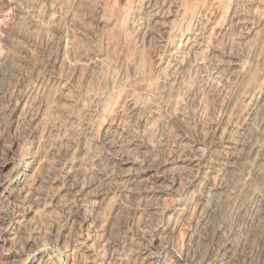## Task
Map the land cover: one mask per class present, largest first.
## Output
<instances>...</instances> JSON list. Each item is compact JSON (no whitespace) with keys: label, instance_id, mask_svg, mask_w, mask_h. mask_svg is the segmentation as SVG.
Masks as SVG:
<instances>
[{"label":"rangeland","instance_id":"rangeland-1","mask_svg":"<svg viewBox=\"0 0 264 264\" xmlns=\"http://www.w3.org/2000/svg\"><path fill=\"white\" fill-rule=\"evenodd\" d=\"M91 2L0 0V264H181L185 258L194 264L203 258L208 264L224 259L225 264H256V259L264 264L260 239L245 261L238 253L233 259L223 256L224 241L238 243L257 208L264 214V178L255 152L264 144V74L243 88L250 73L239 71L237 55L253 17L257 29H264L259 19L264 4L190 0L203 6L173 32L174 16L164 13L170 8L175 13L181 0H127V14L116 21L123 19L125 31L134 33L125 42L110 40V34L120 33H113L112 22L101 21L99 12L88 14ZM210 34L209 60L213 66L225 61L218 74L237 84L234 100L239 103L231 121L226 115L213 122L211 111L207 118L202 115L204 65H197V90L189 93L179 112L170 105L181 94L180 84L167 81L157 91L159 114L155 104L144 107L130 101L103 133L90 127L74 107H58L45 135L43 122L34 124L31 113L22 110L23 89L29 81L39 83L41 72L71 77L74 89L77 76L80 81L95 79L103 68L99 59L112 57L118 44L134 53L129 65L133 75L141 56L156 61L152 68L159 74L164 64H175L185 54L194 58ZM262 51L264 31L253 49L254 61ZM85 61L97 62L86 68ZM204 91L214 98L209 88ZM60 103L67 98L58 99ZM245 108L246 119L239 116ZM258 109L260 118L255 119ZM172 199L176 203L163 226L134 243L133 237L141 240L139 228L155 224ZM141 213L145 218L139 224ZM262 233L263 238L264 228Z\"/></svg>","mask_w":264,"mask_h":264},{"label":"clouds","instance_id":"clouds-1","mask_svg":"<svg viewBox=\"0 0 264 264\" xmlns=\"http://www.w3.org/2000/svg\"><path fill=\"white\" fill-rule=\"evenodd\" d=\"M261 4H264V0H260ZM198 3H193L188 0H181L178 7L173 13L172 9H168L164 15L174 16L172 21V31L184 22V20L191 14H194L198 7H202ZM90 12H99L101 21L112 22V32H119L120 36L117 37L114 34H110V40L116 41L123 39L127 42L131 35H134L131 29L125 31L124 20L117 21V17L126 15L129 9L127 0H124L123 4L121 0H92L88 5ZM264 9V8H262ZM223 19V15H221ZM261 21H264V16L259 17ZM252 24V28L249 29L247 39L243 45H240L241 51L237 54L239 60V71L249 72V78L242 85L247 89L251 86L256 76L264 74V51L261 52L255 59L252 58L253 49L259 42L261 31L264 29H257L256 19L253 17L249 21ZM133 28L135 25L132 26ZM256 29L255 31H253ZM171 32L169 33V41L171 43ZM211 34L205 37L202 44L203 50L196 52L194 58L185 54L175 64H164L163 68L159 70V74L153 71L152 65L156 63L153 60H145L141 56L139 61V67L135 70L129 68L134 58V53L130 48H120L119 45L112 49V57H101L99 63L103 65L101 71L97 72L95 79H89L86 81H79L77 86L73 89V80L71 77L65 79L63 76L56 78L55 74L45 75L41 72L38 76L39 83L29 81L28 85L23 89L25 96L24 108L22 110H28L32 117L33 123L36 125L43 122L45 129V135H47L46 129L48 128L49 120L53 109L60 108L64 111H69L73 107L77 110V113L88 123L90 127L103 133L107 130L111 120L118 113L125 104L130 101H135L136 105L146 107L148 104H155L157 114H159L160 103L157 96L159 86L167 81H171L173 86L178 82L181 87V94L177 98V101L170 105V107L177 112L182 105L187 104V97L189 93L197 90L199 71L197 65H204V75L207 79L203 85L199 88V103L202 106V115L207 118L209 112L213 113V122L219 121L221 118L227 115L229 121L236 115V107L239 103L236 97L237 84L236 81L220 76L218 74V68L225 63L223 60L216 61L215 66L208 58V53L211 48ZM49 39V38H48ZM25 47H27L25 45ZM167 47V44L165 45ZM4 45L0 44V54L3 53ZM7 51H11L8 49ZM33 55L35 50L30 49ZM97 61H85L84 66L90 68L93 63ZM237 75L236 72L232 73ZM143 89V92L140 89ZM209 88L213 99H209V94L205 93L204 89ZM16 94L15 86L12 88L11 95ZM61 97L67 98V103L57 104V100ZM231 103L230 110L226 111L227 106ZM264 102V100H262ZM251 103V101H250ZM247 112V108L239 113V116H244ZM184 115H189L186 111ZM238 118V117H237ZM255 119L260 118L259 109L257 110ZM176 203L175 199L168 200L165 203L163 209L159 213V219L155 224H150L148 227H140L141 240H136L133 237L134 243H142L144 236L151 230H159L163 226L165 215H171V206ZM147 210L145 209L144 212ZM195 213H192L194 217ZM144 214L141 213L137 220L139 224L144 221ZM150 219V218H149ZM152 242L149 241V244ZM92 247V246H90ZM86 260L90 258L85 257ZM147 260V257L145 258Z\"/></svg>","mask_w":264,"mask_h":264},{"label":"bare ground","instance_id":"bare-ground-1","mask_svg":"<svg viewBox=\"0 0 264 264\" xmlns=\"http://www.w3.org/2000/svg\"><path fill=\"white\" fill-rule=\"evenodd\" d=\"M252 102V101H251ZM255 140V139H254ZM232 141V140H231ZM262 142H264V141H262ZM261 142V143H262ZM259 143V142H258ZM254 144V143H253ZM262 145V144H261ZM260 145V147H255V152H256V154H257V157H258V159H259V162L260 163H258V168H259V164H260V168H259V171H260V173H262L263 174V178H264V144L261 146ZM230 146V145H229ZM249 146V145H248ZM252 147L254 146V145H251ZM254 152V151H253ZM251 153V152H250ZM253 154H255V153H253ZM248 159V158H247ZM231 167H235L234 165L233 166H231ZM232 169H234V168H232ZM240 169V168H239ZM256 169V168H255ZM236 172V171H235ZM258 173V172H257ZM261 174V175H262ZM258 175H259V173H258ZM252 176V175H251ZM238 177V176H237ZM216 179V178H215ZM235 179V178H234ZM248 180V179H247ZM264 181V180H263ZM248 182V181H247ZM239 183H240V181H239ZM243 183V182H242ZM263 183V182H262ZM235 185H236V183H235ZM244 185H247V183H245ZM248 186H250V184L248 183ZM251 187V186H250ZM239 188V187H238ZM241 188H242V186H241ZM248 188V187H247ZM240 189V188H239ZM239 189H235V190H238L239 191ZM246 189V188H245ZM246 191V190H245ZM263 192V191H262ZM234 193V192H233ZM250 193V192H249ZM242 194V193H241ZM251 194V193H250ZM246 195V194H245ZM236 197V196H235ZM261 197V196H260ZM259 197V198H260ZM237 198V197H236ZM246 198V197H245ZM258 198V199H259ZM229 199V198H228ZM235 199V198H234ZM248 200V198L246 199V201ZM246 201H244V203L246 202ZM256 201V200H255ZM255 201H253L254 203H255ZM261 201V200H260ZM221 202V201H220ZM250 203H251V201H249ZM248 202V203H249ZM253 202H252V205H253ZM243 203V204H244ZM248 203H246V205L245 206H247V204ZM249 203V204H250ZM217 204V203H216ZM256 204V203H255ZM220 205H221V203H220ZM242 205V204H241ZM258 205V204H257ZM259 205H261V204H259ZM244 206V207H245ZM249 206V205H248ZM247 206V207H248ZM214 207V206H213ZM217 207H219V205H217ZM242 207V206H241ZM254 207V206H253ZM264 207V206H263ZM227 208H229V207H227ZM231 208V207H230ZM234 209H236L235 207H234ZM239 209V208H238ZM248 209V208H247ZM249 209H251V207H249ZM248 209V210H249ZM258 210H256L255 211V213H253V215L251 216L252 217V222H251V218H250V216L248 215V213L251 211V210H253V209H251L249 212L247 211V215L249 216V220H250V222L252 223V224H250V222H249V224L247 225V227H245L246 229H245V231L243 232V234L241 233L240 234V232H239V234L241 235L240 236V239H239V241H238V243H235V242H233L234 240H236V239H234V238H232V240L233 241H227V242H225L224 241V243H223V252H224V255L223 256H226V257H228V258H230V259H233V258H235V256H237V253H238V256L241 258L242 257V259H246V257H247V255H249V254H251V253H253V251H254V248L257 246L256 244H258V243H256L257 242V240L259 241V239L260 240H262L261 242H263L264 240V237L262 238V231H263V228H264V226H263V228H262V225H263V220H262V216L264 215L263 214V210L262 209H260V208H257ZM217 210V209H216ZM237 210V209H236ZM235 211V210H234ZM233 211V212H234ZM240 211V210H239ZM219 212V211H218ZM238 212V211H237ZM245 212H246V210H245ZM253 212V211H252ZM220 214V213H219ZM218 214V215H219ZM239 214V216H241L242 217V215H244L243 213H242V215L240 214V212L238 213ZM222 215V214H221ZM226 215V214H225ZM229 215V214H228ZM246 215V214H245ZM222 217V216H221ZM225 217V216H224ZM236 217H237V215H236ZM244 217V216H243ZM243 217H242V220H243ZM223 218V217H222ZM240 218V217H239ZM238 218V219H239ZM245 218V217H244ZM264 218V217H263ZM224 219V218H223ZM236 220H237V218H235ZM248 219V218H247ZM220 220V219H219ZM239 221V222H243V221ZM218 221V220H217ZM222 221V220H221ZM245 221H246V219H245ZM226 222V221H225ZM239 222H237L238 224H239ZM236 222H234V224H235ZM246 223V222H245ZM244 223V224H245ZM223 225V224H222ZM232 225V224H231ZM246 225V224H245ZM242 226V225H241ZM216 227H217V225H216ZM223 227V226H222ZM221 227V228H222ZM237 227V226H236ZM244 227V226H243ZM225 228V227H224ZM234 228V227H233ZM227 229H228V227H227ZM241 229V228H240ZM244 229V228H243ZM215 230V229H214ZM218 230H224V229H218ZM226 230V229H225ZM220 232V231H219ZM229 232V231H228ZM230 232H231V230H230ZM242 232V231H241ZM233 233H234V231H233ZM218 234V233H217ZM220 234V233H219ZM228 234V233H227ZM237 234H238V232H237ZM231 236H232V234H231ZM236 236H238V235H236ZM264 236V235H263ZM224 237V236H223ZM229 237V236H228ZM233 237V236H232ZM218 238V237H217ZM219 238H220V236H219ZM222 238V237H221ZM238 238V237H237ZM228 239H230V238H228ZM225 240V239H224ZM217 241V240H216ZM218 241H220L219 239H218ZM221 242V241H220ZM219 242V243H220ZM232 243H234V244H232ZM264 243V242H263ZM237 244V245H236ZM262 244V243H261ZM220 245V244H219ZM260 246V245H259ZM214 247V246H213ZM219 247V246H218ZM221 247H222V244H221ZM238 248V249H237ZM261 248H263L262 246H261ZM256 249H257V247H256ZM260 250V249H259ZM258 251V250H257ZM260 251H262V250H260ZM259 251V252H260ZM264 251V250H263ZM216 252V251H215ZM259 252H257L258 254H259ZM254 253H255V251H254ZM252 256V255H251ZM258 256V255H257ZM250 257V256H249ZM262 257V256H261ZM222 258V257H221ZM252 258V257H251ZM262 258H264V257H262ZM245 259L244 260H242V261H245ZM249 259V258H248ZM247 259V260H248ZM228 260V259H227ZM241 260V259H240ZM208 261V260H207ZM207 261H206V258H203L202 259V261L199 263V264H208L207 263ZM230 260H228V262H229ZM234 261V260H233ZM194 262V261H193ZM193 262H191L189 259H183V262L181 263V264H194ZM199 262V261H198ZM209 262V261H208ZM225 262H226V259H224V262H223V260H222V262H219V264H225ZM241 262V261H240ZM252 262V261H251ZM256 262L258 263V261H257V259H256ZM260 262V261H259ZM230 263V262H229ZM236 263V262H235ZM234 263V264H235ZM256 263V264H257ZM197 264V263H196ZM232 264V263H231ZM248 264V263H247ZM259 264V263H258ZM261 264V263H260Z\"/></svg>","mask_w":264,"mask_h":264}]
</instances>
